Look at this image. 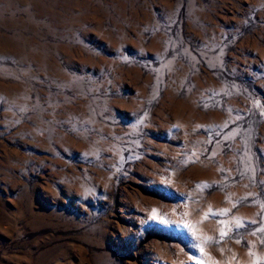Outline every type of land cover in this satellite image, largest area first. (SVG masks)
Instances as JSON below:
<instances>
[{
	"label": "rangeland",
	"instance_id": "1",
	"mask_svg": "<svg viewBox=\"0 0 264 264\" xmlns=\"http://www.w3.org/2000/svg\"><path fill=\"white\" fill-rule=\"evenodd\" d=\"M0 264H264V0H0Z\"/></svg>",
	"mask_w": 264,
	"mask_h": 264
},
{
	"label": "snow or ice",
	"instance_id": "2",
	"mask_svg": "<svg viewBox=\"0 0 264 264\" xmlns=\"http://www.w3.org/2000/svg\"><path fill=\"white\" fill-rule=\"evenodd\" d=\"M185 200H187L188 198L187 197H185L184 198ZM154 215H155V212L153 213ZM168 223H171V221H167ZM220 235L223 237V236H225L226 235V233L225 232H223V231H221V233H220ZM201 252H203V248L201 247Z\"/></svg>",
	"mask_w": 264,
	"mask_h": 264
}]
</instances>
